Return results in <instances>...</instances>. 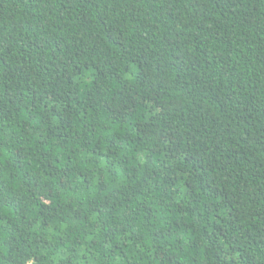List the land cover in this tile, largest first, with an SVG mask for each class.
Returning a JSON list of instances; mask_svg holds the SVG:
<instances>
[{
  "label": "trees",
  "instance_id": "16d2710c",
  "mask_svg": "<svg viewBox=\"0 0 264 264\" xmlns=\"http://www.w3.org/2000/svg\"><path fill=\"white\" fill-rule=\"evenodd\" d=\"M0 264H264V0H0Z\"/></svg>",
  "mask_w": 264,
  "mask_h": 264
}]
</instances>
